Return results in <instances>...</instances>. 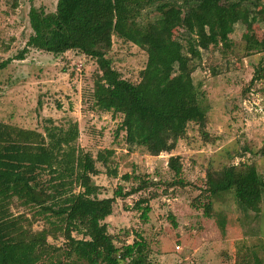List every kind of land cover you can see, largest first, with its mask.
I'll list each match as a JSON object with an SVG mask.
<instances>
[{"label": "trees", "instance_id": "16d2710c", "mask_svg": "<svg viewBox=\"0 0 264 264\" xmlns=\"http://www.w3.org/2000/svg\"><path fill=\"white\" fill-rule=\"evenodd\" d=\"M256 18L264 20V0H58L54 12L30 8L33 33L17 58L23 59L28 47L55 55L77 50L93 58L99 71L94 108L122 114L118 132L125 131L127 145L158 156L177 148L191 122L204 132L208 121L188 55L200 57L201 49L220 43L229 46L235 25L251 28ZM177 28L183 29L182 38L175 37ZM114 36L146 51L138 82L114 68L108 56ZM246 41L248 49H264V37L247 35ZM256 73L253 81L264 78V67ZM79 133L77 122L68 128L46 126L45 133L0 122V264H153L141 234L128 243L109 232L105 220L117 197L155 182L142 178L126 192L118 186L112 197H100L101 186L87 178L100 173L97 161L107 167L115 151L99 150L93 156L77 144ZM168 166L179 177L181 156H170ZM206 185L209 197L233 192L246 213L260 211L264 180L254 164L211 169ZM15 199L30 216L12 211ZM145 202H137L144 220L150 211L149 204L141 206ZM211 204V199L204 204L207 216ZM39 220L47 227L35 230ZM60 236L62 245L49 241Z\"/></svg>", "mask_w": 264, "mask_h": 264}, {"label": "rangeland", "instance_id": "374dc122", "mask_svg": "<svg viewBox=\"0 0 264 264\" xmlns=\"http://www.w3.org/2000/svg\"><path fill=\"white\" fill-rule=\"evenodd\" d=\"M58 0H0V122L45 133L52 124L68 128L77 122V144L93 156L114 149L108 166L97 161V175L87 178L101 186L100 197H112L118 186L123 192L142 178L154 185L127 197H117L113 213L106 218L109 232L131 243L141 234L153 264H264V198L259 212L246 213L233 192L209 197L207 172L231 164L256 165L264 180V78L253 81L264 67V49H248L246 36L264 37V20L256 18L250 28L237 23L230 45L201 49L192 57V75L207 110L204 132L197 123L172 152L151 155L144 147H129L125 131L118 132L123 115L94 108L92 92L99 73L97 62L77 50L63 54L28 47L23 59L17 55L27 46L33 30L32 6L56 10ZM183 29L175 30L182 38ZM108 56L124 78L138 82L147 53L132 42L113 37ZM180 155L179 182L168 166L170 156ZM116 170L117 174H113ZM129 174L124 180L122 176ZM147 198L150 211L144 220L137 202ZM212 200L211 215L204 204ZM15 214L30 216L15 199ZM47 227L34 223L35 230ZM78 237L80 235L75 234ZM49 241L62 245L63 237ZM118 246L122 243L118 242Z\"/></svg>", "mask_w": 264, "mask_h": 264}]
</instances>
